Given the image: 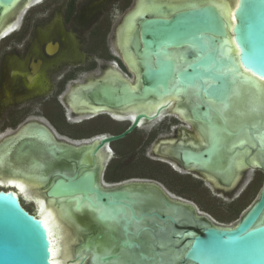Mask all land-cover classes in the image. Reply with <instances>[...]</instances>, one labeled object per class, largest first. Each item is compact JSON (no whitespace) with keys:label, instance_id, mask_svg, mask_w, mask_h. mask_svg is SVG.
<instances>
[{"label":"water","instance_id":"water-1","mask_svg":"<svg viewBox=\"0 0 264 264\" xmlns=\"http://www.w3.org/2000/svg\"><path fill=\"white\" fill-rule=\"evenodd\" d=\"M15 1L0 0V20ZM141 34L143 46L134 49L138 88L133 90L121 79L117 87L110 83L95 86L85 95L86 100L119 108L165 99L184 108L179 111L183 119L203 124L209 146L184 152L183 162L187 168L203 171L210 185L223 186L221 194L227 195L231 184L224 173L231 161L243 157L228 160L221 155L222 147L241 144L248 137L264 140V0H237L228 19L217 5L209 4L171 20H145ZM171 109L167 103L153 115L136 113L133 125L124 133L91 138L97 142L92 155L109 153L112 143L144 122L160 120ZM38 127L51 135L42 125ZM14 138L4 139L0 151L20 139ZM51 141L52 153L72 154L71 158L83 152V147L61 145L55 136ZM24 159L21 166L36 160ZM81 164L56 170L44 191L47 198L71 204L76 213L95 214L94 223L81 231L88 234L75 249L71 264H125L108 259L110 251L121 249L130 250L134 264H264V181L258 199L244 216L224 225L199 212L195 203H177L173 194L152 181L136 180L118 189H105L100 169L81 170ZM180 225L191 228L181 230ZM193 226L203 232H196ZM144 228L151 234L139 235ZM109 230L114 231L116 241L104 247ZM129 243L134 245L131 249ZM0 264H52L51 241L41 219L23 207L21 197L1 186Z\"/></svg>","mask_w":264,"mask_h":264},{"label":"flooded vegetation","instance_id":"flooded-vegetation-1","mask_svg":"<svg viewBox=\"0 0 264 264\" xmlns=\"http://www.w3.org/2000/svg\"><path fill=\"white\" fill-rule=\"evenodd\" d=\"M48 1L55 2L56 0H43V2ZM65 1V6H58L59 4L56 5L57 7L53 6L54 8L51 9L49 16L43 15L41 17L43 20L37 21L36 26L30 33L32 36L29 34L27 40H24L28 33L24 23L27 18H24L22 24L18 26L19 28L17 27L18 29L16 28L17 30L13 31V34L18 33L17 41L13 42L14 38L11 37L13 34L9 36L10 38L8 37L7 41H5L7 38L4 39L5 42L0 41V50L2 51L0 58V109H11L26 102L42 99L45 100L44 105L52 111L59 109L58 113L67 122L81 124L82 122L95 120L98 121L100 127H112L113 129L111 133L98 132L87 136L82 135V133L76 134L79 137L68 138L67 140L70 142L89 141L97 136L120 135L133 125L135 114L142 112L137 111V108H135L139 104L119 108H105V106L88 102L85 95L95 86H104L106 83L117 87L121 79L132 87V78H135V74L139 77L134 49L143 46L141 29L145 20H171L182 12L199 9L209 4L219 6L218 0ZM221 13L225 17L223 10H221ZM80 18L82 23L79 25ZM123 50H127L129 53H125ZM126 54L132 55L129 59L135 65L134 74L128 66L129 64L124 60ZM109 68L117 70V72H114L117 75L114 74L115 80L112 82L110 80L113 78L107 74ZM91 75H97L99 78L98 81L91 84L92 86L87 84V79ZM73 88L75 96L70 94ZM132 89L134 88L132 87ZM74 98L79 104L85 102L86 107L94 110L92 114H87L84 117L72 111L70 103ZM129 109H132V111H129ZM180 110H184V108L173 106L170 111L163 114L160 120L140 124L125 138L110 145L112 150L110 162L115 160L113 163L115 169H112V172L116 175L121 172L120 169L129 167L128 164H131V160L129 163L127 159L134 155V160H132L134 163V176L121 174L119 177L116 175L117 178L107 184L128 185L126 183L136 180L152 181L173 194L176 199L190 203H193L192 199L180 194V191L186 188L184 184L187 182L194 184L193 181L196 180L203 185L208 184L219 193L224 191L223 186L215 188L214 184L213 186L210 185L207 179L204 178L205 173L203 171L185 166L183 162L184 152H199L200 149L208 147L209 144L203 136V124L186 121L178 114ZM155 112L146 114L153 115ZM77 117L81 118L77 119ZM12 120H14L13 117ZM37 124L39 123L28 122L21 127L28 126L27 130L30 129L31 131L40 130ZM45 128L51 134L47 135L45 133L46 137L50 140L53 136L56 138L52 129L47 126ZM141 132H146V137H141L138 134ZM15 138L19 139L20 136H15ZM221 152V155L228 160L236 156L243 157V159L231 161L229 169L224 173L226 180H229L231 184L227 187L230 188L227 195L232 198L230 204L234 205L237 200L247 197L253 188L258 185H261L262 188L264 181V140L261 141L258 138L253 141L248 137L241 144L224 145ZM175 154L180 156L177 157ZM241 160L243 167L238 171L240 174L242 172V175L235 178L237 174L239 175L235 167ZM109 163L105 167L103 179L107 168H109ZM110 166L112 165L110 164ZM154 167H157L158 170L163 169L165 173L152 174L150 171ZM141 168L148 169V172H142ZM232 175H235L234 178ZM169 178H172L176 185L174 183H171V185ZM125 185H122V187ZM28 211L34 214L30 210ZM189 228L191 226H178V229L181 230ZM192 228L196 232H203L201 228L196 229L194 226Z\"/></svg>","mask_w":264,"mask_h":264},{"label":"rangeland","instance_id":"rangeland-1","mask_svg":"<svg viewBox=\"0 0 264 264\" xmlns=\"http://www.w3.org/2000/svg\"><path fill=\"white\" fill-rule=\"evenodd\" d=\"M40 0H32V5L26 8H22L18 11L17 15H14L17 18V26H20L24 20L26 29L28 30V33L24 40H27L29 37V34L33 31L34 27L36 26L37 21L43 20V15H50L51 9H53V6H56L57 4L60 5H66L65 0H56L55 2H43ZM34 3V4H33ZM37 3L41 4L40 6L36 5ZM43 3V4H42ZM38 6L35 8H32V6ZM57 7V6H56ZM26 10V12H24ZM29 12H28V11ZM23 11V12H22ZM20 12V13H19ZM40 18V19H39ZM82 23L81 18L78 21V24L80 25ZM19 28V27H18ZM17 28V29H18ZM16 29V30H17ZM15 32V31H14ZM13 32L8 35L7 37H0L4 41L5 38H7L5 41L8 40V37L11 36ZM18 33L13 34L11 37L14 38L13 42L17 41L16 38ZM32 36V34H30ZM10 38V37H9ZM0 40V41H2ZM4 41V42H5ZM2 51L0 50V58H1ZM44 101L42 99L33 100L30 102H26L25 104H22L20 106H16L15 108H4L0 109V141L4 140L7 137H11L15 135V132L25 123L28 122H39L41 124L46 125L48 128L52 129L54 134L58 138H77L76 134H81L84 136L92 135L100 132L104 133H111L113 132L112 127L102 128L99 126L98 121L91 120L82 122L81 124H73L70 122H67L61 115L58 113L59 109H56L57 111H52L44 105ZM24 111V112H23ZM12 117L14 120H12ZM107 121V120H106ZM108 122V121H107ZM141 137H146V132L138 133ZM64 136V137H62ZM52 149L45 148L41 146L35 139L31 137H25L20 138L18 141L13 143L8 149L0 152V160L5 159L7 168H10V171L13 173H32V174H41V175H49L54 174V170L56 169L54 165H52L51 160H45L44 156L47 155L53 160H57L58 158H64V157H70L72 154L67 153H58L55 152L52 153ZM75 155V154H74ZM73 155V156H74ZM36 156L38 161H36ZM26 157H30L32 160L35 161L34 164L30 166H21L20 161L21 159H24ZM132 158V159H131ZM130 159H127L128 162L130 161L131 164L129 167H124L121 170L119 174H116L117 176H121V174H124L126 176H134V163L132 160H134V155L131 156ZM111 160V159H110ZM105 162L106 165L110 162ZM115 160H112L109 163V168H107L104 181L105 184L109 183L113 179H116V175L112 172V169H115ZM129 162V163H130ZM107 163V164H106ZM133 163V164H132ZM110 164L112 166H110ZM126 162L124 163L125 166ZM133 165V166H132ZM111 167V171H110ZM113 174H112V173ZM118 173V172H117ZM169 178L170 184L175 183V181ZM7 182V183H5ZM194 184H198V187L191 183L190 187H186L190 191H193L192 194H187V196L191 197L193 200V203L195 202L197 206V210L202 213L210 215L209 217H212L216 222H219L224 225H229L235 222H238L244 214L250 209V207L255 203V201L258 199V193L261 188V185H258L256 188H253L252 191L248 194L247 197L241 198L239 201L232 205L230 204L232 201V198L229 195H224L223 193H218L214 189H212L208 184H199L198 181H193ZM169 184V185H170ZM172 185V184H171ZM207 185V186H206ZM0 186L2 188H6L8 190H15V188L11 185H9L8 181L6 179L0 180ZM180 187V186H179ZM45 189H43V192ZM194 197V198H193ZM198 199L202 202L204 207L202 208L194 199ZM23 207L28 211L30 210L33 213L37 212V202L36 200H28L26 198H23ZM191 201V200H189ZM29 212V211H28ZM92 229H95V227L92 226ZM142 233H139L141 236H148L150 235V231L148 228H144L141 230ZM150 233V234H149ZM80 234H82L80 236ZM78 236V243L75 246V249L81 244V242L84 240V237L88 232H81ZM105 240L102 242V246H106L107 242H115V233L113 230H109L105 234ZM133 244L128 245L131 249L133 247ZM130 250L121 249L116 252L110 251L108 254V259H119L120 262L125 264H134V255L129 254Z\"/></svg>","mask_w":264,"mask_h":264},{"label":"bare ground","instance_id":"bare-ground-1","mask_svg":"<svg viewBox=\"0 0 264 264\" xmlns=\"http://www.w3.org/2000/svg\"><path fill=\"white\" fill-rule=\"evenodd\" d=\"M40 1H42V0H40ZM40 1H38V2H40ZM31 3H32V0H16L11 5L10 8L4 10L2 17H1V20H0V37L8 36L18 27L16 24L18 19L14 18V17H16L14 15H17L18 11L22 8L28 9V7ZM218 3H219V6H218L219 9L224 11V15L228 19L229 17H231L233 9L237 4V0H233V2H231V0H218ZM24 12H26V10H24ZM116 39H118V38H116ZM117 44L119 46V41L117 42ZM124 51H125V53H129L127 50H123V52ZM130 57H132V55L126 54L124 56V58H125L124 60L129 64L128 66L130 67L131 71L134 74L135 65L133 64L132 61H130V59H129ZM114 69L115 68H113V69L109 68V71L107 72V74L110 75L111 78H113L110 80L111 82L115 80L114 74H116V73H114V72H117V70L115 71ZM120 75L122 76L121 73H120ZM118 77H120V76H118ZM103 78H104V76H103ZM138 78L139 77H137V75L135 74V78L134 79L132 78V80H131V82H132L131 84H132V87L134 89H137L138 80H139ZM98 79L99 78L97 75H91L87 79V84L91 85L92 83L98 81ZM73 90H74V88L71 90L70 94L75 96V92H73ZM167 103L170 107L176 106L174 102H171V101H168L165 99H161V100L157 101L156 104H154V103H145V104L140 103L139 106H137L135 108H137V111H142L143 113L145 112V113L150 114V113L156 111V109L160 105L167 104ZM86 105L87 104L85 102L79 104V102L76 100V98H74V100L70 103L72 111L77 112L79 115L84 116V117H86L87 114H90V113L92 114V112L94 111V110L90 109L89 107H86ZM132 108H134V106H132ZM129 111H132V109L131 110L129 109ZM128 114H130V113H128ZM79 118H81V117H77V119H79ZM115 118H116V116H115ZM118 119H119V117H118ZM80 122H81V120H80ZM30 123L36 124L39 122L34 121V122H30ZM39 124H37V125H39ZM42 125H43V127L45 126L44 124H42ZM24 127H21L20 129H18V131L15 132V135L11 136V137H15V136L19 137L20 136V138H25L28 136V137H31V138L35 139L36 141H38V143H40L42 146H44L46 148L51 147L52 141L50 140V138L46 137V134L48 135V133L45 134V132H43L41 130L31 131L30 129L27 130L28 126L25 128ZM32 127L37 128L35 126H32ZM6 138H7V136H6ZM55 139L61 145H71L74 147H83V152L78 153V154L72 156L71 158L70 157H64V158H61L60 160H53L49 156L45 155L44 161L45 160H49V161L51 160L52 165H54V167L56 168L54 171L59 170L63 166L73 168L74 166H76V162H82L81 170H83L84 168H90L91 166H92V168L97 167L98 169H100V177H101V179H103V174L105 171V162H108L112 156V150L111 149H110L109 153L107 152V153L103 154L101 152V153L97 154V156L94 157L92 155V150H93V148L97 142H92V140H89V141L87 140V141H82V142H70L69 140H67L65 138H58L57 136ZM94 141H96V140H94ZM2 142H3V140L0 141V147H1ZM5 149L6 148H3V149H1V151H4ZM36 159H37V161L40 160L37 158V156H36ZM72 159H75V160H72ZM4 160L5 159L0 160V180L6 179L9 183V185H11L15 188V190H10L11 195H14V197H17V198L23 197V198H26L28 200H34L35 199L37 202V212L35 213V215L36 216L38 215L39 219H41V222H42L43 226L45 227V229L47 230L48 237L51 241V262H52V264H71L70 261L73 260L75 257V246L79 241L78 236H79L81 231H84L85 229L89 228L91 226V224L94 223L92 221V218L95 216V214L87 212L86 210H83L81 213H76L71 209L72 208L71 204H66L65 200L47 198L45 193L43 192V189L48 187L51 184V182L54 180V178L56 176H54L53 174L41 175V174H32V173H19V172L13 173V172H10V168H7L6 162ZM24 161H26V159H24ZM23 165H24V162H23ZM242 167L243 166H242V160H241L236 164L235 168L238 171V170H241ZM233 171H234V169H233ZM233 178H234V176H233ZM5 183H7V182H5ZM102 185L105 189L110 190V189H118V188L122 187V185H125V184H112V185L111 184H105L102 180ZM173 199L177 203H182L183 205H191L190 202H185V201H182L181 199L180 200L176 199L175 197H173ZM185 208L188 210L189 207L185 206ZM195 209H196V207H195ZM185 215H186V217H189V216H187V212L185 213ZM199 216H200V214H199ZM76 226H77V228H76ZM93 246H94V244H93ZM98 250L99 249H96L95 251L98 252ZM129 254H131V253L129 252ZM76 264H78V262H76ZM114 264H119V262L114 263Z\"/></svg>","mask_w":264,"mask_h":264},{"label":"trees","instance_id":"trees-1","mask_svg":"<svg viewBox=\"0 0 264 264\" xmlns=\"http://www.w3.org/2000/svg\"><path fill=\"white\" fill-rule=\"evenodd\" d=\"M142 172H148V169H146L145 170V168H141L140 169ZM152 171H150L152 174H164L165 173V171L163 170V169H160V170H158V168L157 167H154V168H152L151 169ZM150 174V173H149ZM197 183H199V182H197ZM200 185H201V183H199ZM195 185L198 187V184H194L193 186L195 187ZM184 186L185 187H190L191 186V183H185L184 184ZM187 188H185L183 191H180V194L182 195V196H185V197H187V198H189V199H192L191 197H189V196H187V194H192V193H194L193 191H190L189 189H187ZM194 198V197H193ZM193 200V199H192ZM194 200H196V202L203 208L204 207V205L202 204V202L200 201V200H198V199H194ZM205 208V207H204Z\"/></svg>","mask_w":264,"mask_h":264}]
</instances>
